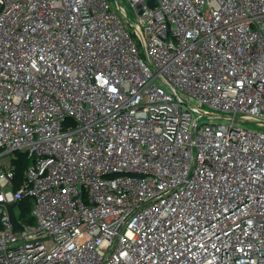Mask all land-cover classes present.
Listing matches in <instances>:
<instances>
[{"label": "built area", "instance_id": "2783aa9c", "mask_svg": "<svg viewBox=\"0 0 264 264\" xmlns=\"http://www.w3.org/2000/svg\"><path fill=\"white\" fill-rule=\"evenodd\" d=\"M0 264H264V0H0Z\"/></svg>", "mask_w": 264, "mask_h": 264}, {"label": "trees", "instance_id": "16d2710c", "mask_svg": "<svg viewBox=\"0 0 264 264\" xmlns=\"http://www.w3.org/2000/svg\"><path fill=\"white\" fill-rule=\"evenodd\" d=\"M26 166V158L20 154V159L16 163V183L19 186L24 174V168ZM33 207V199L29 196H23L14 205L12 210L14 213V219H21L24 221L34 222L31 210Z\"/></svg>", "mask_w": 264, "mask_h": 264}, {"label": "rangeland", "instance_id": "374dc122", "mask_svg": "<svg viewBox=\"0 0 264 264\" xmlns=\"http://www.w3.org/2000/svg\"><path fill=\"white\" fill-rule=\"evenodd\" d=\"M242 124L244 126H252V127H257V125L255 123H252V122H242Z\"/></svg>", "mask_w": 264, "mask_h": 264}]
</instances>
